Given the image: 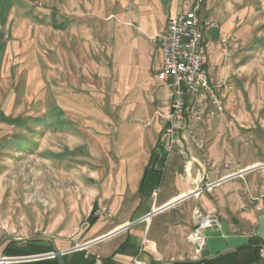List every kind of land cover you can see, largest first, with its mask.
Returning <instances> with one entry per match:
<instances>
[{"label": "crops", "instance_id": "1", "mask_svg": "<svg viewBox=\"0 0 264 264\" xmlns=\"http://www.w3.org/2000/svg\"><path fill=\"white\" fill-rule=\"evenodd\" d=\"M127 2L99 19L111 43L109 57H118V47L122 68L113 105L121 136L114 165L100 179L99 200L73 236L0 235V264H264L257 252L264 243V173L252 170L264 163L256 139L262 132L239 104L232 105L233 88L216 89L227 76L218 28L204 26L205 70L223 112L205 102L195 121L187 103L175 125L179 142L166 151L162 117L169 112V91L155 78L161 55L150 38L165 30L170 17L185 10L198 16V9L191 0ZM75 27L72 40L83 42L86 24ZM134 120L137 128L123 130ZM196 188L203 191L193 197ZM201 216L215 222L202 232L204 246L196 251L188 236Z\"/></svg>", "mask_w": 264, "mask_h": 264}, {"label": "rangeland", "instance_id": "2", "mask_svg": "<svg viewBox=\"0 0 264 264\" xmlns=\"http://www.w3.org/2000/svg\"><path fill=\"white\" fill-rule=\"evenodd\" d=\"M127 1L0 0V235L73 236L93 212L122 126L119 48L110 59L99 19ZM191 1L202 32L206 22L218 28L227 76L216 89H234L232 105L261 127L263 154L264 0ZM78 22L83 42L70 35Z\"/></svg>", "mask_w": 264, "mask_h": 264}, {"label": "built area", "instance_id": "3", "mask_svg": "<svg viewBox=\"0 0 264 264\" xmlns=\"http://www.w3.org/2000/svg\"><path fill=\"white\" fill-rule=\"evenodd\" d=\"M150 41L161 55V65L155 78L166 85L169 91V112L162 117V121L164 132L169 138L165 150L172 151L179 142L175 125L183 120L187 103L194 108L195 121L202 116L203 103L209 102L217 113H221L223 107L208 81L204 35L195 10L181 11L170 17L165 30L151 37ZM146 126L148 123H143V127ZM263 167L264 164L259 165L258 169L263 170ZM204 189L210 190V187ZM202 191L198 188L192 196H198ZM214 222L213 217L198 218L196 228L188 236V242L196 251L204 246L202 232ZM257 252L258 258L264 260V243L257 247Z\"/></svg>", "mask_w": 264, "mask_h": 264}, {"label": "bare ground", "instance_id": "4", "mask_svg": "<svg viewBox=\"0 0 264 264\" xmlns=\"http://www.w3.org/2000/svg\"><path fill=\"white\" fill-rule=\"evenodd\" d=\"M263 170H264V167H263Z\"/></svg>", "mask_w": 264, "mask_h": 264}]
</instances>
